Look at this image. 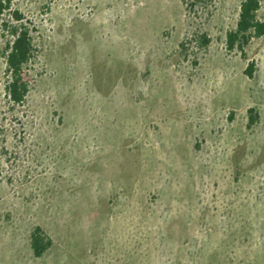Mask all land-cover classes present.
Here are the masks:
<instances>
[{
	"label": "rangeland",
	"instance_id": "374dc122",
	"mask_svg": "<svg viewBox=\"0 0 264 264\" xmlns=\"http://www.w3.org/2000/svg\"><path fill=\"white\" fill-rule=\"evenodd\" d=\"M241 2L12 0L0 264H264V36L227 49ZM14 11L33 44L23 106L7 92Z\"/></svg>",
	"mask_w": 264,
	"mask_h": 264
},
{
	"label": "trees",
	"instance_id": "16d2710c",
	"mask_svg": "<svg viewBox=\"0 0 264 264\" xmlns=\"http://www.w3.org/2000/svg\"><path fill=\"white\" fill-rule=\"evenodd\" d=\"M263 0H242L240 6L239 20L236 29L227 35V49L229 51L239 50L244 53V48L249 45L253 38L264 36V23L257 19V12L261 8ZM12 0H0V18L10 9ZM13 18L16 24L11 30L13 41L8 45L5 52L7 72V92L9 100L14 105L23 106L29 93V87L24 80V69L33 57V44L29 28L20 21L23 15L14 11ZM256 72L255 62H251L245 73L253 78ZM258 121V115L254 109L249 110L248 127H253ZM52 241L37 227L32 235L31 247L36 257H42L51 246Z\"/></svg>",
	"mask_w": 264,
	"mask_h": 264
}]
</instances>
